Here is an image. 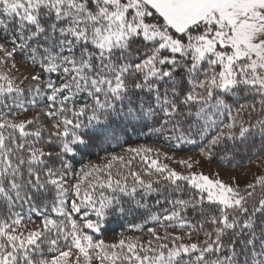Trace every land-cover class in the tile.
Returning <instances> with one entry per match:
<instances>
[{
  "label": "snow or ice",
  "instance_id": "obj_1",
  "mask_svg": "<svg viewBox=\"0 0 264 264\" xmlns=\"http://www.w3.org/2000/svg\"><path fill=\"white\" fill-rule=\"evenodd\" d=\"M0 264H264V0H0Z\"/></svg>",
  "mask_w": 264,
  "mask_h": 264
},
{
  "label": "trees",
  "instance_id": "obj_2",
  "mask_svg": "<svg viewBox=\"0 0 264 264\" xmlns=\"http://www.w3.org/2000/svg\"><path fill=\"white\" fill-rule=\"evenodd\" d=\"M129 144H131L132 146H136L137 144H151L152 147H161V144L155 140H150V139H146L143 135H132L130 140H129ZM109 147V150L111 149H116L117 151H119V148L115 145V143H113L111 146H107ZM165 151H169V153H172L168 148H164ZM177 154H194L197 157L204 159L203 157H200L197 155L196 151L194 149H192L191 146H186V150L185 151H180V152H176ZM174 153V154H176ZM106 153L100 151L99 149L96 150V152H94L90 157H86L85 162H88V160L90 159L93 162H100V157L104 156ZM241 156H244V159L240 160L238 158L237 162H234L233 165L231 166H224L222 167L219 163L215 162V161H209L212 164L217 165L219 168L222 169H235V168H239L245 165H249L254 163L255 161L258 160L257 157H255L252 153H248L247 151H242L240 153ZM251 157V158H249ZM208 161V160H207ZM169 163H171L169 161ZM238 164V166H237ZM79 166V165H77ZM172 167L175 168H180L179 165L171 163ZM181 169V168H180ZM243 187V186H241ZM131 217H128L127 219H114L112 223H110L107 226L106 231L103 233V235L100 237L102 239L105 240L106 243H113L116 242L118 239L121 238V233H123L124 235H137V236H141L142 239H146V232L145 233H141L138 231H135L133 229H131ZM139 222V221H137ZM151 226V225H149Z\"/></svg>",
  "mask_w": 264,
  "mask_h": 264
},
{
  "label": "rangeland",
  "instance_id": "obj_3",
  "mask_svg": "<svg viewBox=\"0 0 264 264\" xmlns=\"http://www.w3.org/2000/svg\"><path fill=\"white\" fill-rule=\"evenodd\" d=\"M20 70L21 72H25L26 71L25 66L21 65ZM147 145L152 146L151 144H147ZM169 154L172 155L173 153H169ZM174 155L176 159L192 157L194 160H201V165L198 170H202L206 175H209L211 178H217L215 174L219 172L220 174L219 178L228 183H231V178L235 176L241 186H244L245 183L251 180L252 175L258 170L257 166L259 164V159H258L252 164L245 165L239 168L222 169V168H219L217 165L210 163L206 159H201L194 154H177L176 153ZM177 170H182V169L177 168Z\"/></svg>",
  "mask_w": 264,
  "mask_h": 264
}]
</instances>
